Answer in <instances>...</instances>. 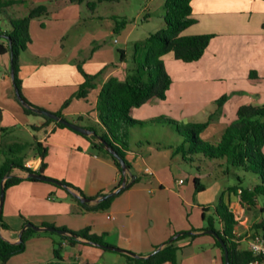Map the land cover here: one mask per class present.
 <instances>
[{
	"label": "crops",
	"instance_id": "crops-1",
	"mask_svg": "<svg viewBox=\"0 0 264 264\" xmlns=\"http://www.w3.org/2000/svg\"><path fill=\"white\" fill-rule=\"evenodd\" d=\"M154 1L156 0H147L149 6H141L137 16L150 20L149 7ZM2 2L6 4V10L12 18L26 17L32 9L44 6L46 12L34 19V21L40 22L47 18L55 21L72 18L70 9L74 4L73 0H2ZM192 5L193 15L198 22L190 27L188 33L214 34L215 37L211 43L219 41V52L225 48L221 41L225 35L235 37L234 41H228L232 45H228L226 51L233 53L232 51H236L237 47L238 49L242 48V51L247 50L246 52L250 55L249 59H251V68L258 69L264 78V0H194ZM146 7H148L147 10ZM2 16L4 14H0V20ZM121 18L127 19L126 17ZM2 24L1 32L11 29L3 22ZM42 24L44 25V23ZM0 37H2L0 43L6 45L7 39L3 36ZM115 42L118 41L115 40ZM23 53L25 56L26 51ZM23 56L19 53V64ZM164 57L169 60L175 59L172 54H167ZM22 59L23 61L27 60L26 56ZM10 62L9 53L0 54V145L6 144L14 147L19 144L23 148L25 145H29L25 149L24 162L31 161L39 170L42 159L35 150L34 144L35 142L42 143L48 150L44 175L72 185L76 188L74 190L79 193L81 191L89 198H97L100 194L117 189L121 172L109 155L93 149L90 139L68 128H60L55 123H47L42 116L28 115L24 112L23 104L17 97L11 77ZM58 66L63 68V75L61 71L55 73L58 79L48 82L34 78L35 74H38L37 69L40 71L43 67L19 65L21 85L25 88L64 84H75L79 87L84 82L78 65L60 64ZM88 67H92L93 70H89ZM102 67V65L88 66L87 63L83 65V68L89 73L98 74V87L94 99L87 107L83 106L80 111L60 109L61 116H76L73 123L85 128L99 123L96 103L101 86L111 77L124 80L126 73L131 69L127 67L125 61L121 60L113 63V66L108 69H101ZM229 68L230 58H219V80L225 75L224 71ZM174 84L173 80L172 85ZM85 100L86 98H83V101ZM241 100L237 105H233L232 118L227 121L223 120L224 123H219V137L226 127L237 118L239 107L264 105V91H260L256 97L250 96L247 101H244V98ZM161 102L157 97H152L148 101V107L152 108ZM140 109V107L136 109L135 119L139 121L153 119L146 117L140 112ZM184 120L185 123L198 122L192 119ZM25 132H29L35 142L24 139ZM150 133L153 135L151 134V136ZM131 134L127 159L131 163L132 169L128 177L132 180L134 166L143 164L145 168L148 167L153 171L152 175H148L144 168L143 174L152 177V180H148V182L157 184L158 191L153 185L148 187L147 179L138 178L137 182L121 194L116 195L106 210H86L79 204L77 198L71 196L66 189L49 182L27 180L28 172L14 169L12 175L24 180L6 191L2 209V221L5 228L2 227L0 236L10 243L17 244L26 221L33 222L38 226L47 223L58 228L65 227L74 232L88 229L89 235L103 236L105 243L109 246L122 248L140 257H145L150 255L156 247L164 245L176 232L195 229L197 231H193V234L196 235L194 239L188 237L178 242L180 247L178 264H200L203 257L209 259V264H222L221 250L215 246L214 239L201 230L207 225L204 214L213 215L212 209L205 213L203 207L208 206L198 205V208L201 209L198 213L201 217L198 227L191 224L188 213L183 214L177 227L166 215L168 204L163 194L167 190L171 192L172 189L169 188L167 179L160 174L157 160H162L163 164L170 169L185 167L186 162L181 154L175 152L182 137L175 134L168 126L158 125H142L131 129ZM219 137L212 136L207 140ZM22 153L21 149L20 155ZM190 166L194 165L190 164ZM197 172L200 173L199 169ZM179 180L183 179L179 178L173 182L179 189L176 195L180 200H186L189 197L186 187H184L186 180H183V183H180ZM190 204L194 205V203ZM32 237V243L40 246V252L35 253L36 257H41L43 254L45 256V259H39V261H35L37 262L35 264H47L54 261L52 237L45 234ZM81 242L75 245L67 242L62 243L61 264H128L126 257L121 253H119L121 256H117L115 253L118 252L103 250L101 247L88 244L84 239H81ZM202 248L206 249L200 252ZM25 253L13 257H22ZM13 264L20 263L15 261Z\"/></svg>",
	"mask_w": 264,
	"mask_h": 264
},
{
	"label": "rangeland",
	"instance_id": "rangeland-1",
	"mask_svg": "<svg viewBox=\"0 0 264 264\" xmlns=\"http://www.w3.org/2000/svg\"><path fill=\"white\" fill-rule=\"evenodd\" d=\"M73 3V7L70 9L72 13V18L70 19L55 21L47 18L42 19L40 22L38 20L34 21L36 19L34 17L29 22L31 41L24 50L26 51L27 60L23 61L22 58L25 56H23V51L20 50L23 57L20 59V64L18 62V66L27 64L33 67H43L40 71L37 69L36 72L38 74L34 76L36 80L56 81L58 77L55 73L61 71L63 75V68L58 66L60 64H76L81 65L83 68V65L87 63L88 66L102 65L101 69H108L113 66V63L120 61V51H125L126 65L128 68H132L135 44L140 40L146 39L151 33L158 31L164 22L161 17L164 0L152 2L151 7H149L151 12L150 20L141 19L137 16L141 6H149L147 0H73ZM89 3L92 4L91 8L88 6ZM28 16L29 14L26 17ZM120 16L126 17L127 22L125 27L115 32L114 28L117 23L124 20ZM145 16H147V13H145ZM26 17L23 16V18ZM2 22L8 25V28L10 27V22L6 15L2 16L0 20V29L3 28ZM115 40L118 42L116 43ZM229 40L234 41L235 37L225 35L221 39L225 47L221 52H219V41L211 43L206 54L195 63H185L175 59L169 60L164 57L163 61L167 72L175 81V84L171 85L165 99H160L162 101L161 104L149 108L147 101L140 107V112L148 118L162 117L176 121L179 125L185 123L184 119L186 121L187 119H192L198 122H209L208 127L200 133L199 137L206 139V141L212 136L219 137V123H224L223 120L227 121L232 118L233 105L241 102V98L247 101L250 96L256 97L260 91H264V78L258 69L251 68V59H249L250 55L246 52L247 50L242 51V48L238 49L237 47L236 51H232L233 53L227 52L226 47L232 45L228 43ZM219 58H230V68L224 71L225 75L220 80ZM10 65H12V61ZM88 69L93 70L92 67H88ZM83 70L85 73L93 75L84 68ZM127 74L128 72L126 77ZM156 74H159L158 70ZM97 78L98 76L85 101H83V98L74 97L79 89L75 84L45 85L42 88H25L21 85L20 90L29 103L49 112L57 113L61 111L60 109L64 111H80L83 106L87 107L88 104L92 103L98 87ZM68 100L69 104L63 108ZM63 118L69 122L76 120V116L70 115ZM23 138L27 141L35 142L29 132H25ZM17 148L23 150L20 157L24 159L26 148L19 144L14 145L13 149ZM186 156L188 160L189 157L192 159L197 157V155L188 151ZM198 156L202 157L201 155ZM220 164H224V161L220 159L214 161L205 160L204 163L196 161V164L191 167L190 162L187 161L186 166L181 169L176 167L170 169V167L163 164L162 160L158 159L157 166L160 168V174L167 179L169 188L172 189L171 192L167 190L163 194L168 204L166 215L170 218L173 225L177 227L183 218V214L188 213L190 214L189 220L191 224L194 227H198L201 223V217L198 215L201 209L198 208V205L201 207L202 205H207L214 211V206L218 205L222 196L229 211L234 213L235 219L236 216L239 218V223L235 227L234 233L237 251H245L247 250L246 239L248 236L258 232L262 233V229L258 230L256 226L264 222V195L258 196L254 205H241V188H252L256 179L254 180L251 175L237 169H231L229 174H225V167H221ZM196 166L200 167L199 174ZM144 168L145 165L143 164L135 165L133 168L134 176L139 179H147L148 187L153 185L158 191L157 184L148 182V180H152V177L144 176ZM195 176H198L205 188L202 193H195L193 184ZM238 176L242 179H238ZM179 178L186 180L184 187H186L185 189L189 196L186 200H180L176 195L179 189L173 182ZM190 203H194V205L192 206ZM206 215L207 217L209 216L208 214ZM215 228L217 230L222 228L218 220L215 223ZM191 231H181L176 232V234ZM239 233L240 236L238 235ZM32 238L29 237L27 239L24 251L26 253L22 257H11L5 264H13L15 261L20 264H35L37 263L35 261L45 259L42 251L43 255L36 257L35 253L40 252V246L33 244ZM54 238L58 240L57 237L54 236ZM179 241L176 242L177 245ZM53 247L54 249L57 248L56 245H53ZM203 249L205 250L206 248L200 249V252ZM115 254L121 256L119 253ZM208 260L203 257L200 264H209Z\"/></svg>",
	"mask_w": 264,
	"mask_h": 264
},
{
	"label": "trees",
	"instance_id": "trees-1",
	"mask_svg": "<svg viewBox=\"0 0 264 264\" xmlns=\"http://www.w3.org/2000/svg\"><path fill=\"white\" fill-rule=\"evenodd\" d=\"M193 1L194 0L164 1L161 16L164 20L162 27L158 31L151 33L146 39L135 44L133 66L128 70L127 77L124 80L111 77L101 86L96 103L99 123L88 126L87 128L95 134L91 137H85L90 139L93 149L102 151L113 159L115 165L122 174L117 187L119 188L123 184L125 175L119 162L108 150H106L103 142L119 157L125 160L131 171L132 165L127 159V152L130 149V137L132 135L131 129L142 125L168 126L175 134L182 137V141L175 148V152L181 154L185 162L188 161L190 164L194 165L196 161L204 163L205 160L214 161L220 159L224 161V164H220V166L225 167V174H229L231 169H237L251 175L254 180L256 179L252 188H241L240 192L241 205H254L256 203V198L260 195H264V105L241 106L237 111L236 120L226 127L220 137L207 141L200 138L199 135L208 127L209 122H186L183 125H179L176 121L167 120L162 117L146 121H139L134 118L136 109L141 107L152 97H157L161 100L165 99L166 93L173 83L172 77L165 68L163 61L164 56L172 54L178 61L185 63L197 62L204 56L212 39L215 37L214 34L188 33L190 27L198 22L193 15ZM91 5V3L88 4L90 8ZM45 12L46 8L44 6H39L32 9L29 16L26 18H12L6 10V4L0 0V14L6 15L11 27L9 31H0V36L7 39L6 45L0 43V54L9 53L11 56V61L15 70L14 82L18 88V92L26 103L35 108L38 107L29 103L23 97L20 90L21 79L19 77L18 56L20 50L24 51L27 44L31 41L29 35L30 20ZM126 22L125 19L122 22H118L117 26L114 28L115 32L125 27ZM120 54V60L125 61V52L120 51ZM78 68L84 76V82L80 84L74 97L86 98L90 89L94 87V81L98 75L93 76L85 73L81 65H78ZM157 70L159 71L158 75L156 74ZM68 104L69 100L65 103L63 108ZM22 106L24 112L28 115H39L42 116L47 123H55L60 128H68L49 117L34 112L24 105ZM56 114L61 116V111ZM76 133L80 134L79 132ZM98 137L103 142H101ZM28 146L29 145H25L24 148ZM34 146L42 159L41 168H46L45 159L48 150L40 142H35ZM187 151L197 155L196 159L189 157L188 160L186 156ZM20 153L21 149L19 148L13 149L12 146L6 144L0 145V192L3 181H5V190L7 191L10 187L24 180L23 178L12 175L14 169H21L28 173L35 172L25 167L24 159L20 157ZM196 168L199 169L198 166H196ZM126 179V187L119 193L138 181V177L134 175L132 180L129 179L128 175ZM238 179L241 180L242 178L238 176ZM27 180L38 181L31 177H28ZM60 182L69 188L76 189L64 181ZM193 184L196 194L204 191L205 188L198 177L193 179ZM53 185L58 186L56 184ZM67 191L74 197L69 190ZM80 194L83 197H87L81 191ZM102 195L103 194H100L99 196ZM115 197L116 195L93 206L82 203L78 199L77 201L86 210H106ZM208 210H210L209 206L203 207L205 213ZM204 219L207 221V225L201 230L206 232L208 229H213L217 235L222 238L229 250L230 264H247L254 258L248 250L237 251V245L234 241V230L239 222L235 219L234 213L229 211L222 196L220 197L218 205L214 206V214L208 217L204 214ZM217 220L222 226L221 230L215 228ZM26 223H29V221H26ZM1 225L5 228L2 220ZM40 226L52 227L55 228L56 231L36 232L32 228H28L22 233L21 241L17 244L10 243L0 236V264H5L11 257L23 253L26 249L27 239L34 235H48L52 237L54 245L57 246V248L54 249L55 260L47 264H61L63 242L75 245L82 243L81 239H84L88 244L97 247L102 248V246L108 245L105 243L103 236L89 235L88 229L74 232L65 227L58 228L47 223H42ZM256 227L258 230L262 229V233L258 232L255 234H262L264 236V222ZM57 231H62L64 233H58ZM193 231L197 230L193 229L191 232ZM179 234V237L172 243H169V241L174 236L165 243V247L160 252L155 253L149 258H135L125 254H123V256L126 257L128 264H178V251L180 247L176 242L186 237H196L195 234H190V232ZM207 235L214 239L215 246L221 250L222 264H225V253L222 244L214 236L210 234ZM54 236L57 237L58 240H56ZM157 248L159 247H156L154 251ZM102 249L105 250L104 248Z\"/></svg>",
	"mask_w": 264,
	"mask_h": 264
},
{
	"label": "water",
	"instance_id": "water-1",
	"mask_svg": "<svg viewBox=\"0 0 264 264\" xmlns=\"http://www.w3.org/2000/svg\"><path fill=\"white\" fill-rule=\"evenodd\" d=\"M11 77L13 79V83H14V86H15L17 97H18L20 102L25 107L33 110L34 112H36L38 114L44 115L46 117H49V118L55 120L56 122L61 123V124L65 125V126H67L68 128L76 131V132H79L80 134H82L84 136H89V135H94L95 134V133L91 132L88 128H85V127H83V126H81L79 124H75L73 122H69L68 120H66L62 116L57 115L56 113L49 112V111L41 109V108H35V107H32L31 105H29L28 103H26L22 99L21 95L19 94L18 88H17V86L15 85V82H14L15 70H14V67H13V63L11 65ZM99 140L101 141L100 138H99ZM101 142H103V141H101ZM103 144L105 145L106 150H108V152L110 154H112L113 157L119 162V164H120V166L122 168V171H123V173L125 175V179L123 181V184L119 188H117V189H115V190H113V191H111L109 193L103 194L102 196H99V197L93 198V199L87 198V197H83V196H81V194L79 192H77L76 190H74L72 188H69L68 186H66L65 184L61 183L60 181H57V180H55L53 178L45 176L44 175V168H40L36 172H29L28 173V177H31V178H33L35 180H38V181H44V182L53 183V184H56V185L61 186L63 188H66L67 190H69L74 195L75 198H77L82 203H85V204H99V203H102V202L112 198L113 196L117 195L122 189H124L126 187V182H127L126 176L130 172L125 160L122 159L121 157H119L112 149H110L106 143L103 142ZM5 194H6L5 181H3L2 185H1V192H0V231L2 229L1 220H2L3 204H4V201H5ZM28 228H32L36 232H49V231L53 232V231H56L55 228L38 226V225H34L33 223L29 222V223H26L25 226L23 227L22 233ZM57 232L58 233H64L62 231H57ZM22 233H21V235H22ZM205 233L214 236L222 244V246L224 248V253H225V264H230L229 250H228V247L225 244V242L222 240V238H220L213 229H208ZM190 234H193V232H190ZM21 235H20L19 242L21 241ZM179 235L180 234H177L176 236H174L169 241V243H172L177 237H179ZM164 247H165V244L160 246L159 248H157L150 255L145 256V257H140L139 255H137V254H135L133 252L127 251L125 249H122V248H117V247H113V246H109V245L102 246V248H104L105 250L118 252V253L129 255V256H132V257H135V258H149L152 255H154L155 253L160 252Z\"/></svg>",
	"mask_w": 264,
	"mask_h": 264
},
{
	"label": "built area",
	"instance_id": "built-area-1",
	"mask_svg": "<svg viewBox=\"0 0 264 264\" xmlns=\"http://www.w3.org/2000/svg\"><path fill=\"white\" fill-rule=\"evenodd\" d=\"M25 167L31 169L33 171H38V168H35L34 164L31 161H27L24 163ZM145 172L148 175H152L153 171L150 168H145ZM180 183H183V180H179ZM111 218V216H108ZM238 217L236 216V220L238 221ZM235 233V230H234ZM240 236V233L238 234ZM247 250L253 255V259L249 261L247 264H264V236L262 234H250L246 239ZM253 246H259L262 250L259 252L254 251Z\"/></svg>",
	"mask_w": 264,
	"mask_h": 264
},
{
	"label": "clouds",
	"instance_id": "clouds-1",
	"mask_svg": "<svg viewBox=\"0 0 264 264\" xmlns=\"http://www.w3.org/2000/svg\"><path fill=\"white\" fill-rule=\"evenodd\" d=\"M253 247H254V251H256V252H259L262 250L259 246H253Z\"/></svg>",
	"mask_w": 264,
	"mask_h": 264
}]
</instances>
